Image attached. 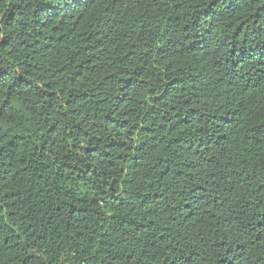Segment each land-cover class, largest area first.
<instances>
[{
  "label": "trees",
  "instance_id": "1",
  "mask_svg": "<svg viewBox=\"0 0 264 264\" xmlns=\"http://www.w3.org/2000/svg\"><path fill=\"white\" fill-rule=\"evenodd\" d=\"M0 264H264V0H0Z\"/></svg>",
  "mask_w": 264,
  "mask_h": 264
}]
</instances>
